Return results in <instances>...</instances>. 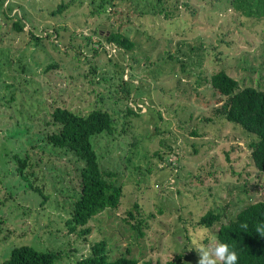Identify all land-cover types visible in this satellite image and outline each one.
<instances>
[{
  "label": "rangeland",
  "instance_id": "374dc122",
  "mask_svg": "<svg viewBox=\"0 0 264 264\" xmlns=\"http://www.w3.org/2000/svg\"><path fill=\"white\" fill-rule=\"evenodd\" d=\"M106 1L0 0V263L26 244L73 264L102 239L108 259L198 264L195 249L216 238L219 223L264 200V172L250 160L254 135L222 117L208 82L223 70L238 88H264V17H245L228 0ZM60 2L67 7L52 13ZM113 31L132 49L106 42ZM129 97L149 106L127 114ZM56 106L114 118L112 132L90 142L104 177L120 187L118 205L93 215L87 234L65 223L81 164L45 142ZM14 153L26 155L24 177ZM206 211L220 220L198 225Z\"/></svg>",
  "mask_w": 264,
  "mask_h": 264
},
{
  "label": "trees",
  "instance_id": "16d2710c",
  "mask_svg": "<svg viewBox=\"0 0 264 264\" xmlns=\"http://www.w3.org/2000/svg\"><path fill=\"white\" fill-rule=\"evenodd\" d=\"M110 1L107 0L106 4ZM228 2L230 7L245 17H264V0ZM67 5L60 2L52 13L61 12ZM15 25L20 28L18 23ZM105 40L123 51H129L133 47V42L118 31L109 32ZM208 82L220 100H223L219 109L222 117L254 135L253 141L249 143L250 160L257 171L264 172V88L250 85L238 88L237 81L223 70L213 72ZM122 84L119 89L127 97L130 90L125 83ZM130 101L144 102L142 99ZM143 104L146 110L148 101ZM125 108L127 114L131 115H138L140 111V108L128 105ZM49 117L56 128L46 135L45 142L54 148L71 152L81 164L77 177V196L72 199L65 223L69 232L79 228L80 234H87L89 230L84 226L93 215L107 208L114 209L118 205L120 187L104 177L90 142V137L95 134L111 133L114 118L105 109H92L82 115L58 106L52 108ZM23 156L12 154L21 177L25 176L22 172L27 164L26 155ZM127 213L132 217L130 212ZM219 220L218 212L206 211L198 218L197 224L209 227ZM136 227L138 236H141L138 223ZM216 238L228 243L237 252L238 264H264V200L245 205L233 218L219 223ZM58 258L60 254L57 251L37 250L22 244L12 247L0 264H54ZM177 261L175 256L165 264H176ZM73 264H137V260L126 255L108 259L106 243L101 239L92 243L85 255L75 258Z\"/></svg>",
  "mask_w": 264,
  "mask_h": 264
},
{
  "label": "clouds",
  "instance_id": "9594fccd",
  "mask_svg": "<svg viewBox=\"0 0 264 264\" xmlns=\"http://www.w3.org/2000/svg\"><path fill=\"white\" fill-rule=\"evenodd\" d=\"M197 239H204V233L207 229L200 228L196 230ZM198 253V264H238L237 252L225 242L213 237L207 245H201L196 248Z\"/></svg>",
  "mask_w": 264,
  "mask_h": 264
},
{
  "label": "built area",
  "instance_id": "2783aa9c",
  "mask_svg": "<svg viewBox=\"0 0 264 264\" xmlns=\"http://www.w3.org/2000/svg\"><path fill=\"white\" fill-rule=\"evenodd\" d=\"M143 103H145V102H143ZM143 103H141V104L138 105V102H136V103H134L133 108L136 107V108H140V110H141V107L144 108V104Z\"/></svg>",
  "mask_w": 264,
  "mask_h": 264
}]
</instances>
